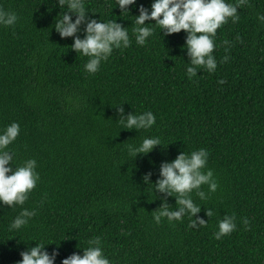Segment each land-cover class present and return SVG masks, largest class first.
Here are the masks:
<instances>
[{"label": "trees", "instance_id": "obj_1", "mask_svg": "<svg viewBox=\"0 0 264 264\" xmlns=\"http://www.w3.org/2000/svg\"><path fill=\"white\" fill-rule=\"evenodd\" d=\"M150 3L136 0L131 14H119L115 0H84L86 15L116 18L130 37L88 73L72 37L55 30L63 12L55 0H0V10L18 16L0 25V129L19 123L8 146L13 163L34 158L39 174L22 205H0V264H15L36 241L50 253L56 249L60 264L73 251L82 254L95 236L112 264H264V21L256 15L264 13V0H245L239 19L217 28L216 69H197L191 79L183 29L162 36L153 26L143 45L135 42L133 14ZM118 103L125 113L152 111L154 124L121 128ZM145 136L162 145L133 157L127 145ZM201 147L208 152L201 170L212 169L217 188L202 184L203 200L196 190L190 195L201 205L194 215L207 222L191 227L185 214L156 223L153 211L165 194L156 196L142 174L151 171L154 182L162 160ZM166 201L177 207L174 196ZM21 208L35 214L9 231ZM226 214H235L236 228L215 238Z\"/></svg>", "mask_w": 264, "mask_h": 264}, {"label": "clouds", "instance_id": "obj_2", "mask_svg": "<svg viewBox=\"0 0 264 264\" xmlns=\"http://www.w3.org/2000/svg\"><path fill=\"white\" fill-rule=\"evenodd\" d=\"M63 9L62 15L54 23L55 30L61 38L72 37L71 48L87 60L83 68L88 73H95L101 61L106 60L113 48H124L130 43L128 30L122 26L116 18L105 20L86 15L84 0H55ZM245 0H151L150 6L138 5V13L133 14L134 20L131 31L135 42L143 45L146 38L154 31L153 26H158L162 36L185 31L184 42L181 45L186 50L188 61L185 65V73L189 79L197 74V69L203 68L208 72L216 69L217 61L212 54L216 30L228 18L233 22L239 19L237 8ZM136 4V0H115V6L121 13H130V5ZM257 20L264 21V13H257ZM74 16V18H72ZM122 16V15H120ZM18 19L14 11L0 10V25H13ZM145 21H148L147 23ZM151 22V23H149ZM81 25L83 27L81 28ZM83 32V35H77ZM223 43H227L224 41ZM227 57H221L223 62ZM222 83V79L219 81ZM116 119L122 124L123 129H148L155 122L152 111L147 110L139 114L132 111L125 113L121 103L115 104ZM120 128V129H121ZM20 125L12 121L0 129V205L13 207L22 205L27 199L28 193L39 180V174L35 170L36 160L27 158L21 164L13 163L14 153L8 146L19 134ZM157 144H161L159 137L145 136L138 145H127L128 152L135 157L138 153L147 154ZM208 159L205 148L191 151L189 154L179 151L171 160H162L159 164L158 176L151 181V171L142 174L145 183L152 182V190L156 193H164L160 197L161 203L154 208L153 219L159 223L161 217H166L169 222L180 220L187 214L189 226L204 225L207 221L194 214L201 205L194 203L190 193L196 190V195L201 200L206 198L205 192L200 186L206 184L209 192L217 188L213 171L208 168L204 171ZM11 162V163H10ZM167 196L175 197V209H170L166 201ZM35 214V209L21 208L8 225L9 231L18 230L28 223V219ZM206 215H212V209H206ZM247 226V218H243ZM236 228L235 214L225 215L218 220L217 230L213 233L215 238L229 234ZM34 240V239H32ZM36 241V240H35ZM27 242V241H25ZM45 243H36L27 250H22L20 260L15 264H54L57 255L56 249L48 252L44 249ZM87 247H82V254L73 251L61 258L60 264H112L108 256L103 252L101 238L91 237L87 240Z\"/></svg>", "mask_w": 264, "mask_h": 264}]
</instances>
